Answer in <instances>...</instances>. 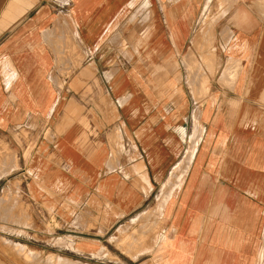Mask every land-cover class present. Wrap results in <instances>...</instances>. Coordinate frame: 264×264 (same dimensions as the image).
<instances>
[{"label":"crops","instance_id":"1","mask_svg":"<svg viewBox=\"0 0 264 264\" xmlns=\"http://www.w3.org/2000/svg\"><path fill=\"white\" fill-rule=\"evenodd\" d=\"M148 1L0 0V129L39 130L26 194L92 257L187 164L161 263L264 264V0ZM153 17L165 72L141 52L108 74Z\"/></svg>","mask_w":264,"mask_h":264},{"label":"rangeland","instance_id":"2","mask_svg":"<svg viewBox=\"0 0 264 264\" xmlns=\"http://www.w3.org/2000/svg\"><path fill=\"white\" fill-rule=\"evenodd\" d=\"M175 1L172 0V3ZM207 2L205 7L207 6ZM133 4L134 2H130V5ZM146 5L152 12H155L157 9L156 3L153 0L146 2L142 6V9H145ZM161 5L162 0H159V6ZM155 19L157 20L156 17ZM150 26L154 27V21ZM145 30L142 31L140 36H146ZM137 36L134 32L131 33V39ZM158 36L156 35L154 38L147 37L148 42H153L154 52L158 50L159 41L156 40ZM119 45H121V49L116 52V55H118V57L116 56V67L120 69L116 70L115 73L123 79L127 77L128 72L121 75L123 73L121 69H126L129 61L133 64L131 69H135V63L139 61L136 59L137 55L141 52L144 53L145 50H139V52L133 51L127 40H120ZM169 55L172 56V53L169 52ZM110 63H114V60H111ZM185 67L190 73V84H193V67L191 65H186ZM186 69L181 70L187 75ZM169 84L173 83L170 82ZM187 84L190 86L189 83ZM199 86L207 90V79L203 78ZM163 98L162 94L156 93V95H153V103L160 105ZM127 100L128 98H121L119 100L120 105L125 104ZM136 100L137 98H133L132 103H135ZM0 126H4V122L1 120ZM29 126L30 128H27L22 123L21 125L14 124L10 128L4 127V129H0V160L4 162L0 161V264H47L45 258L48 255L59 258L61 256H64L62 258L67 257L71 261H74V264L77 262L84 264H119L121 261L118 257L119 251L126 255H133L130 257L134 262L123 259V264H162L157 255L160 253L161 239L163 236H166V233L164 232L165 220H162L159 208L148 211L149 214L148 212L139 213L137 220H132L134 221L132 225L124 226V229L120 230L117 238L116 235L109 237L105 247L101 248L92 257L82 256L74 252L71 238L63 237L61 235L62 231L56 230L58 224L45 219L26 194L25 187L28 179L24 166L28 165L29 153L39 136V130L34 128L36 126ZM197 132L198 130L196 129L192 138H197ZM49 134L50 131L47 130L45 137L48 138ZM2 157H5L4 160ZM186 167L187 164H185V167L181 165L175 167L170 172V177L163 184V188L164 185L165 187L167 185L166 188L180 185ZM177 188L175 187L168 192L167 207L172 208L175 206L177 194H173L172 192ZM156 198L157 191L153 195V205L157 201ZM52 223L55 225L53 226ZM14 243H20L38 253L39 258L25 256L28 258L26 259L24 255L14 248ZM146 255H149V257H146ZM136 261L139 262L135 263Z\"/></svg>","mask_w":264,"mask_h":264},{"label":"bare ground","instance_id":"3","mask_svg":"<svg viewBox=\"0 0 264 264\" xmlns=\"http://www.w3.org/2000/svg\"><path fill=\"white\" fill-rule=\"evenodd\" d=\"M177 1V0H176ZM176 1L173 3L175 6H176ZM148 5V4H147ZM170 8V7H169ZM184 9V8H183ZM168 15V14H167ZM157 16V15H156ZM175 16V15H174ZM143 17V16H142ZM154 21V27H156L157 25H158V23H157V20L155 19V17H153L152 18V20H151V23H150V25L152 24V22ZM180 21V20H179ZM171 26L173 25L174 26V24L173 23H169ZM149 25V27L147 28V30H145L146 31V36H137V37H134L133 39H132V45L130 46L131 47V49L133 50V51H135V52H139V50H145V52L146 53H144L146 56H147V58H149V63H150V65H149V67L152 69V71L151 72H153V75H154V73L155 72H157V71H162L163 73L165 72V71H163V68H162V66L160 65V64H158V63H156L155 61H154V59L152 58V55L155 53L154 52V45H153V42H148L147 41V37H152V38H154L155 36H156V33L155 32H152V33H150V31L152 30V27ZM167 26H169V25H167ZM176 28V27H175ZM178 28V27H177ZM180 28V27H179ZM174 30V29H173ZM182 31V30H181ZM181 34V33H180ZM175 35V34H174ZM151 46H152V49H151ZM122 51V50H121ZM258 56V55H257ZM126 57V56H125ZM158 60V59H157ZM167 64H165V66H166ZM233 66V65H232ZM228 67V66H227ZM167 68V67H166ZM226 68V67H225ZM138 69V68H137ZM162 69V70H161ZM229 69H230V67H229ZM231 70V69H230ZM229 70V71H230ZM237 70V69H236ZM150 71V70H149ZM151 72H149V73H151ZM161 72V73H162ZM228 72V71H227ZM232 72V71H231ZM112 73H115V72H108V74H112ZM106 74V73H105ZM165 78V77H164ZM143 79V78H142ZM153 79V78H152ZM257 79V78H256ZM157 80V79H156ZM253 82V81H252ZM126 102V101H125ZM203 128V127H202ZM201 130H203V129H201ZM2 153V152H1ZM3 158V157H2ZM5 158V157H4ZM4 158H3V160H4ZM1 161V160H0ZM2 163H4L3 161H1ZM1 162H0V164H1ZM179 185H175V186H172V187H170V188H166L167 187V185H166V187H165V185H164V188H163V185L161 186V189H160V191H159V193L157 194V198H156V203L153 205V207H152V210H154V209H158L159 208V214L162 216V220L164 221V220H166L168 217H169V215H170V209H169V207H167V203H168V192L170 191V190H172L173 188H175V187H178ZM164 199H165V203H164ZM159 203H160V205H159ZM159 205V206H158ZM2 207V206H1ZM6 208V207H5ZM1 210V209H0ZM1 213H3V212H1ZM148 214H149V212H148ZM173 214V213H172ZM8 216H10V215H8ZM9 218V217H8ZM155 225V224H154ZM124 229V228H123ZM14 248L20 253V254H22V255H24V257L26 256V257H28V256H30V257H33V258H35V257H38L39 255H38V253H36V252H34V251H32L31 249H29V248H26V246H24V245H22V244H20V243H14ZM29 249V250H28ZM25 257V258H26ZM39 258V257H38ZM26 259H28V258H26ZM45 261H46V263L47 264H74L75 262L74 261H71L70 259H68V258H62V257H54V256H47L46 258H45ZM45 263V262H44ZM78 264H84V263H79V262H77ZM76 263V264H77Z\"/></svg>","mask_w":264,"mask_h":264}]
</instances>
